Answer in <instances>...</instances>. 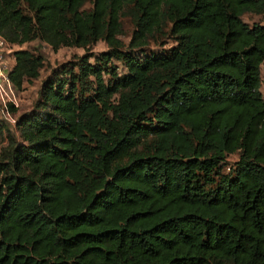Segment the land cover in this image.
<instances>
[{"label":"trees","instance_id":"obj_1","mask_svg":"<svg viewBox=\"0 0 264 264\" xmlns=\"http://www.w3.org/2000/svg\"><path fill=\"white\" fill-rule=\"evenodd\" d=\"M245 12L264 0H0L10 43L107 45L52 67L7 130L0 264H264V22ZM156 31L172 44L138 53ZM12 54L20 89L44 56Z\"/></svg>","mask_w":264,"mask_h":264},{"label":"rangeland","instance_id":"obj_2","mask_svg":"<svg viewBox=\"0 0 264 264\" xmlns=\"http://www.w3.org/2000/svg\"><path fill=\"white\" fill-rule=\"evenodd\" d=\"M89 5V3H87ZM243 19L248 22L260 21L264 22V14L255 13V12H245L242 15ZM121 20V31L119 37L127 43L131 37L133 31V23L131 18L127 15H124L120 18ZM166 28V27H165ZM173 38L166 33L165 31H156L153 35L148 38V43L143 47L142 51L136 50L138 53H149V52H159L161 49L168 47L172 44ZM19 47L30 48L34 51L40 52L44 56L43 66L40 68L39 76L36 78H32L30 80H24L22 83V87L20 89H16L13 91L17 93L18 96V106L15 111V115L12 114V118L15 120L16 116L21 112L30 109L34 99L37 96L38 89L41 85L42 79L46 76V74L51 70L52 67L58 65L61 62L67 61L69 59H75L79 55H81L85 50L89 49L92 51H99L105 49L107 47L105 41L98 40L88 48H84L82 46H66L61 45L57 49H53L46 42L40 41L39 39H32L30 41L24 42L21 45H15L13 50ZM12 50V51H13ZM12 51L8 60L12 61ZM114 63L118 65L119 71H124L125 67L121 63V61L114 59ZM261 92L264 97V64L261 66ZM14 120L5 118L4 115L0 113V126H2V130L0 131V145L4 144L7 139V130L15 131L13 122ZM237 158V153L229 154L227 157L228 162H232ZM227 166H225L226 168Z\"/></svg>","mask_w":264,"mask_h":264},{"label":"built area","instance_id":"obj_3","mask_svg":"<svg viewBox=\"0 0 264 264\" xmlns=\"http://www.w3.org/2000/svg\"><path fill=\"white\" fill-rule=\"evenodd\" d=\"M15 45L18 44L10 43L0 33V113L11 120H14L12 114L15 115V112L10 109V106L12 105L14 108L18 106V96L13 91L14 87L8 75L12 63L8 58Z\"/></svg>","mask_w":264,"mask_h":264},{"label":"crops","instance_id":"obj_4","mask_svg":"<svg viewBox=\"0 0 264 264\" xmlns=\"http://www.w3.org/2000/svg\"><path fill=\"white\" fill-rule=\"evenodd\" d=\"M12 59H13V57H12Z\"/></svg>","mask_w":264,"mask_h":264}]
</instances>
